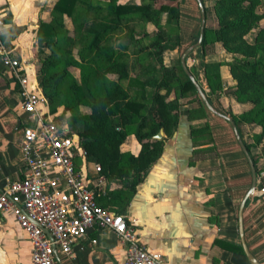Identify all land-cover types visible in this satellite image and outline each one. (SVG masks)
Segmentation results:
<instances>
[{
	"label": "trees",
	"instance_id": "1",
	"mask_svg": "<svg viewBox=\"0 0 264 264\" xmlns=\"http://www.w3.org/2000/svg\"><path fill=\"white\" fill-rule=\"evenodd\" d=\"M182 1L55 0L50 21L41 22L36 32V78L49 110L55 113L58 106L65 107L70 113L67 123L79 136L87 162L99 164L105 179L121 184L98 194L96 201L125 218L137 185L177 131L180 100L196 102L188 112L189 120L208 115L180 64ZM203 7L206 19L213 14L217 21L216 29L205 27L201 44L208 88L213 94L222 90L219 67L226 65L235 81L232 94L245 106L231 118L237 128L242 123L261 128L254 139L264 155V0H214L210 8ZM64 17L72 22L73 35ZM254 29L252 40L247 41ZM216 43L225 56L220 62L206 61ZM74 48L79 60L72 54ZM172 51L178 54L176 66L165 64L166 54ZM72 67H87L89 73L77 83L70 74ZM147 88L153 90L151 95ZM161 129L165 137L154 139ZM130 133L139 144L137 154L123 149ZM189 133L193 144L211 141L208 124L191 127ZM244 144L249 152L252 144ZM237 250L243 253L241 247Z\"/></svg>",
	"mask_w": 264,
	"mask_h": 264
},
{
	"label": "crops",
	"instance_id": "2",
	"mask_svg": "<svg viewBox=\"0 0 264 264\" xmlns=\"http://www.w3.org/2000/svg\"><path fill=\"white\" fill-rule=\"evenodd\" d=\"M213 1L203 0L206 7ZM54 3L55 0H0V19L4 24L0 40L26 67L25 73L31 81L37 82L39 46L36 32L41 22L50 21ZM67 20L70 19L64 17L65 26ZM200 24L197 1L183 0L178 52L183 53L195 44ZM210 28H217L214 16ZM255 33L254 29L246 40L251 41ZM224 56L225 50L216 43L206 61L220 62ZM186 62L217 111L231 117L244 110L245 106L232 94L235 81L226 65L219 67L223 88L213 94L205 79L202 47L194 49ZM146 90L148 94L151 91L150 88ZM195 105L184 104L175 135L166 140L163 154L143 175L125 216L135 227L143 246L161 254L167 264H251L244 252L237 250L242 249L240 205L252 185L248 160L225 119L210 111L205 119H188V112ZM25 120L15 76L0 58V191L8 189L22 175L21 143ZM205 124L210 127V143L193 144L189 128ZM238 130L243 142L252 144L249 154L256 162L255 190L242 210L243 235L251 255L263 264L264 177L260 174L264 173V155L261 145L254 139L261 128L242 123ZM136 143L133 154L139 151ZM89 171L95 177L92 167ZM108 183L109 191L121 186L118 181L106 179L104 185ZM30 255V243L16 219L8 212L1 213L0 264H32ZM125 257V249L116 235L100 230L75 240L72 254L58 253L56 261L58 264H124Z\"/></svg>",
	"mask_w": 264,
	"mask_h": 264
},
{
	"label": "built area",
	"instance_id": "3",
	"mask_svg": "<svg viewBox=\"0 0 264 264\" xmlns=\"http://www.w3.org/2000/svg\"><path fill=\"white\" fill-rule=\"evenodd\" d=\"M3 26L0 19V35ZM0 58L15 76L26 114L22 175L0 191V214L10 213L26 234L31 263L58 264L57 254L71 255L75 240L109 230L125 249L124 264H167L161 254L143 246L127 218L97 203L106 181L100 165L93 164L91 176L79 136L62 115L50 112L38 83L28 78L26 67L1 40Z\"/></svg>",
	"mask_w": 264,
	"mask_h": 264
},
{
	"label": "water",
	"instance_id": "4",
	"mask_svg": "<svg viewBox=\"0 0 264 264\" xmlns=\"http://www.w3.org/2000/svg\"><path fill=\"white\" fill-rule=\"evenodd\" d=\"M198 3V7H199V11H200V16H201V24H200V30H199V36H198V40L195 42V44L189 46L180 56V64L182 66V69L184 70L185 74L189 77V79L191 80V82L193 83L199 98L201 99V101L203 102V104L205 105V107L207 108L208 111H210L211 113L222 117L223 119H225L232 127L233 132L235 134L236 140L239 143L242 151L244 152L250 169H251V175H252V185L251 188L248 192V194L246 195V197L243 199L241 205H240V216H239V235H240V240H241V245H242V249L243 252L245 254V256L247 257V259L249 260V262L251 264H259L255 258L251 255V253L249 252L245 240H244V235H243V225H242V210L244 208L245 202L246 200L251 197L254 193L255 190V185H256V169L254 166V163L251 159V156L248 152V150L245 147V144L242 140V137L240 135V132L237 128V126L235 125L233 119L231 117L225 116L223 114H221L219 111H217L213 105L209 102L208 97L206 96L204 89L197 83V81L194 79L193 75L191 74V72L189 71V67L187 65V57L192 53V51L198 47H201L202 41H203V33H204V29L206 27V15H205V11H204V7L203 4L201 3L200 0H196ZM164 136V132L161 129L157 135L154 136V139L156 140H161ZM49 238L51 239V237L49 236Z\"/></svg>",
	"mask_w": 264,
	"mask_h": 264
},
{
	"label": "rangeland",
	"instance_id": "5",
	"mask_svg": "<svg viewBox=\"0 0 264 264\" xmlns=\"http://www.w3.org/2000/svg\"><path fill=\"white\" fill-rule=\"evenodd\" d=\"M200 1L203 4V6H205L203 0H200ZM120 2H135V3H140L141 0H120ZM182 4H183V1L179 4V9H180V6ZM158 5L159 4H157V6ZM210 7L211 6H209L208 8H210ZM212 16H213V14H210V16L208 18L209 20L206 19V28L213 29V28H210L211 23H212ZM66 22H67L66 26L68 28L67 30H68L69 34L70 35H73V25H72V22L70 20H67ZM77 52H78L77 48H74L72 54H73V56L76 59L79 60V57H78V53ZM181 54L182 53L179 52V55L180 56H181ZM166 58L167 59H166V63L165 64H169L170 66H172L173 63H174L175 66L177 65L178 54L176 52H174V51L168 52L166 54ZM88 73H89V69L87 67H85L83 69L72 67L70 69V74H71L72 78H74L77 81V83H80L81 82V76H82V74H88ZM63 86H65V84ZM152 91H153L152 89H151V91H149V95L152 94ZM170 96H171V98H173L175 96L174 92H172L170 94ZM187 100L188 99H182V100H180V102H181L180 112H181V109L183 110V106H184V104H186ZM192 103H196V102H192ZM48 109H50L49 108V105H48ZM55 114H57L58 116H59V114H60V116L61 115L64 116V118L66 119V121H67V117L70 116V113L65 110V107L63 105L58 106V108L56 109ZM180 115H181V113H180ZM69 128H70V130L74 131V129L71 126H69ZM164 137H165V135H164ZM134 142L136 143V140L134 138V135L132 133H130L128 140L125 142V144L123 146V149L125 151L135 152L136 151V148H135ZM87 163H88L89 168H91L93 166V163H89V162H87ZM109 187H110V183H108V185H103L102 186V190H101V194L105 195L109 191Z\"/></svg>",
	"mask_w": 264,
	"mask_h": 264
}]
</instances>
